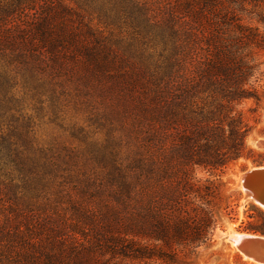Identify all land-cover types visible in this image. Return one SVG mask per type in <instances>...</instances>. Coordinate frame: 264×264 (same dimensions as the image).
I'll return each mask as SVG.
<instances>
[{"label":"trees","instance_id":"trees-1","mask_svg":"<svg viewBox=\"0 0 264 264\" xmlns=\"http://www.w3.org/2000/svg\"><path fill=\"white\" fill-rule=\"evenodd\" d=\"M89 1L155 61L63 0H0V264H200L234 218L225 169L264 163L236 109L260 101L264 0ZM69 110L76 144H39L38 113L62 128ZM247 205L239 228L264 235Z\"/></svg>","mask_w":264,"mask_h":264},{"label":"rangeland","instance_id":"rangeland-1","mask_svg":"<svg viewBox=\"0 0 264 264\" xmlns=\"http://www.w3.org/2000/svg\"><path fill=\"white\" fill-rule=\"evenodd\" d=\"M67 5L73 7L79 11L86 22H88L93 28H96L101 34L106 37L108 44L113 48H118L119 45L121 50L127 48L126 54L128 59L132 62L138 63L139 61L149 62L155 61L157 56L156 48L151 42H144L142 40H133L124 31V28H119L110 19L107 21L103 17V12L99 6L92 2H84V0H63ZM256 12V11H255ZM101 16V17H100ZM249 21L256 25L260 30L264 31V27L256 21V15L253 13ZM144 43V44H143ZM257 62V73L255 74L256 88L260 95V101L256 102L253 99H245L240 102L236 109L241 114L243 122L248 128V134L246 137V144L249 148L255 152H264V52L260 53L256 57ZM261 73V74H259ZM31 112V111H29ZM34 114V113H33ZM37 114V113H36ZM37 118H34V137L39 144L49 145L54 144L55 146L64 145L71 146L76 144L73 142L67 133L63 131V128L72 123L78 125L84 124V115L80 110H69L67 113V119L63 123V127L60 126V120L51 122L48 115L45 113H38ZM260 165H264L260 164ZM259 166L254 164L249 159L240 158L235 163H231L225 169V173L221 176L222 181L225 183L227 193L232 191L236 192V195L230 198V202L234 205L235 214L233 219L225 216L220 227L216 228L214 233V241L208 250L202 253L200 264H235V254H239L242 260L251 261L243 257L238 250V247L233 242V238L237 234L249 233L242 231L239 228L241 220L245 219L244 211L253 212L248 208V202L254 203L250 198L244 196L240 188V175L251 167ZM200 177H206L204 173H198ZM39 199L41 195H38ZM25 201H23V204ZM22 203V201H21ZM255 204V203H254ZM257 205V204H255ZM258 206V205H257ZM256 234V233H252ZM208 261L204 263V260ZM252 262V261H251ZM239 263V261L237 262Z\"/></svg>","mask_w":264,"mask_h":264},{"label":"water","instance_id":"water-1","mask_svg":"<svg viewBox=\"0 0 264 264\" xmlns=\"http://www.w3.org/2000/svg\"><path fill=\"white\" fill-rule=\"evenodd\" d=\"M243 174V175H242ZM240 175V188L247 198L264 209V165L251 167ZM235 243L243 257L264 264V235L243 233ZM252 235L254 237H249Z\"/></svg>","mask_w":264,"mask_h":264},{"label":"bare ground","instance_id":"bare-ground-1","mask_svg":"<svg viewBox=\"0 0 264 264\" xmlns=\"http://www.w3.org/2000/svg\"><path fill=\"white\" fill-rule=\"evenodd\" d=\"M251 168H249V170H250ZM243 175V174H242ZM246 196V195H245ZM247 197V196H246ZM242 236H247L246 234H243V233H241V234H237V235H235V237L232 239L233 240V242L234 243H236L237 241L236 240H238V238H240V237H242ZM249 237H254V236H252V235H248ZM252 261V260H251ZM253 262V261H252Z\"/></svg>","mask_w":264,"mask_h":264}]
</instances>
